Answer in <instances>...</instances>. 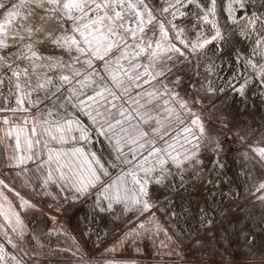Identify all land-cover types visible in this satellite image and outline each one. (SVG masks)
<instances>
[{"label": "snow or ice", "instance_id": "1", "mask_svg": "<svg viewBox=\"0 0 264 264\" xmlns=\"http://www.w3.org/2000/svg\"><path fill=\"white\" fill-rule=\"evenodd\" d=\"M217 5L218 0H9L7 4L0 0V96L4 100L14 96L12 104L0 101V113H32L31 119L26 116L22 122L0 115V143L14 141L7 156L8 167L20 168L16 173L20 176L25 171L21 166L32 161L38 171L42 170L43 187L59 189L54 198L63 194V200L75 201L94 191L100 211H119L121 216L131 212L138 223L125 239L131 237L134 242L138 236L151 235L153 228L161 231L154 222L153 209L161 210L155 192L163 189L167 193L163 209L174 216L171 193L187 190L185 174L196 176L202 170V152L212 149L218 156L221 150L197 110L204 84L200 83L196 95H182L178 90L180 77L174 71L177 64L191 63L195 58L199 69L204 57L207 70L213 72L219 67L213 56L224 52L230 43L226 25L231 22L239 36L255 37L253 54L246 58L235 50L230 63L240 65L243 71L219 87H212L214 82L205 78L207 91L227 88L245 97L250 80L264 87V12L237 15L234 6L245 9V0H227V20L222 25ZM184 17L194 18V40H189L186 28L176 23ZM209 45L214 47L209 49ZM256 55L261 59H255ZM86 89H91V94ZM69 104L87 115L94 128L70 115ZM93 133L107 140V158L76 146L81 141L92 144ZM68 143L72 144L70 150L62 147ZM252 151L264 164V147ZM213 163L224 167L219 159ZM25 179L30 182L31 178ZM253 188L251 194L264 203V179L258 184L253 181ZM3 189H15L0 179V197L11 208ZM20 199L21 208L36 207ZM213 211L200 210L195 231L203 227L215 240ZM13 215L20 225L19 213ZM248 219L264 229V214L258 221L251 215ZM240 234H244L242 230ZM221 239L230 243L227 235ZM245 241L254 244L251 231ZM8 243L17 247L10 239ZM200 244L197 239L193 246ZM78 252L79 248L73 254ZM168 254L183 258L177 248H170ZM8 260L21 264L0 245V264Z\"/></svg>", "mask_w": 264, "mask_h": 264}, {"label": "rangeland", "instance_id": "2", "mask_svg": "<svg viewBox=\"0 0 264 264\" xmlns=\"http://www.w3.org/2000/svg\"><path fill=\"white\" fill-rule=\"evenodd\" d=\"M3 2L7 4L9 0H3ZM262 5L264 0H245V9H239L238 5L234 7L237 8V15L243 11L259 14L264 12ZM226 9L227 0H218L217 10L222 25L227 20ZM193 19L184 17L176 21L177 24L186 28L185 35L189 40H194L197 35L195 28L192 27ZM204 27L209 26L204 25ZM235 27L231 22H227L226 31H228L230 43L224 52L213 56L217 65L230 56H235V50L243 53L245 51L243 37L233 31ZM213 47L214 45L208 46L209 49ZM56 54L61 55L59 51ZM252 54L253 50L248 56ZM63 55L67 58L66 54ZM209 55L212 53L210 52ZM259 59L261 58L258 55L257 60ZM196 64L195 58L191 63L185 61L183 64H177L174 71L181 81L178 90L182 95L187 93L194 96L200 83L204 84V89L200 90L202 103L197 105V110L209 134L219 141L221 150L218 156L212 149L202 152L204 160L202 170L196 176L185 174L187 190H182L180 193L172 192L170 198L173 201L172 209L175 206L178 207L179 211L175 212L181 215L196 213L198 206L205 211L214 210L210 212V215L216 220L212 226L215 240L203 227L198 233L184 235L179 229L178 221L183 225L193 224L182 218L178 220L175 215L169 216L164 211L163 205L167 204V200L163 197L167 193L163 189L155 192V196L160 197L161 210L153 209L154 222L161 226V231L156 232L153 228L151 235L138 236L134 242L131 237L125 239L129 229L138 223L131 212L121 216L119 211L115 213L100 211L94 191L91 195L81 196L75 201L63 200V194L60 198H54L59 189L54 185H49L47 189L43 187L42 170L38 171L35 163L28 161L26 165H22L25 171L20 176L16 175L20 172V168L8 167L7 156L14 149V141H6L0 143V160H3V166H0V179H3L15 191L8 192L7 189H3L4 195L11 202V208L8 202L0 197V245H3L5 252L15 256L21 264H88L89 261L91 264H264V229L256 227L248 219L251 215L258 221L264 214V211L255 209L258 204H256L255 196L251 194L254 191L253 181L258 184L264 179V164L258 162V157H255L252 151L253 148L264 147V87L259 81L251 80L256 94L251 96L249 94L251 90L249 89L248 92L246 89L245 97L227 88L223 92L207 91L209 85L205 82V78L214 82L212 87L223 86L219 82V67L209 72L208 61L204 57H201L199 61V69L196 68ZM254 76L255 74L253 79ZM192 85H196V88ZM85 91L91 94V89ZM11 97L14 99V96ZM244 99L262 105L260 114L253 115L245 109L242 106ZM68 111L86 126L94 128L90 118L72 108L71 104ZM32 112L36 110L33 109ZM36 114L39 115V113ZM0 115L22 122L26 116L31 119L32 113L17 111L16 113L4 112ZM76 135L79 133L77 132ZM93 137L92 144L81 141L76 146H83L86 151H95L107 158L110 151L107 140L95 133ZM100 141L103 143L101 144ZM55 147H61V145H55ZM62 147L70 150L72 144H64ZM249 157L255 158L249 159ZM215 159L223 161L224 167L215 165L213 163ZM248 173L251 174V178L247 175ZM25 177H30V182ZM112 178L115 179V176ZM37 186L40 187L37 188ZM46 191L52 192L53 195H46ZM220 191L225 194L224 199L221 198ZM17 192L19 196L15 194ZM210 193H212V205L218 208L208 204L206 197ZM20 197L36 207L21 208ZM178 203L180 207L177 206ZM116 207L119 208V206ZM13 212L19 213L22 222L20 225L16 224ZM5 215L8 217L7 220ZM129 217H132L131 222H128ZM30 222L33 225H30ZM241 230L243 235L240 234ZM249 231L254 236V244L241 251L242 237L244 238ZM225 235L230 239L229 244L221 239ZM169 236L172 240L168 239ZM9 239L17 247L8 243ZM197 239L201 241V244L194 247V241ZM180 241H183V244H180ZM77 248L79 252L74 255L73 252ZM170 248H177L183 254V258L169 255ZM7 264H15V261L8 260Z\"/></svg>", "mask_w": 264, "mask_h": 264}, {"label": "bare ground", "instance_id": "3", "mask_svg": "<svg viewBox=\"0 0 264 264\" xmlns=\"http://www.w3.org/2000/svg\"><path fill=\"white\" fill-rule=\"evenodd\" d=\"M255 37L253 36L252 39H244L243 38V42L245 43V51H244V55L245 57L247 58L248 57V54L252 52L253 50V39ZM242 39V38H241ZM252 56V55H251ZM258 58V55H256L255 59ZM235 59V56H230L228 59H226L225 61H223L222 63H220L218 66V77H219V82L222 84V85H225V81L226 80H230L232 78V76L236 75L238 72H242L243 69L240 67V65L238 64H235V63H230L232 61H234ZM209 85V84H208ZM249 89L251 90V92H249ZM249 94L251 96H253L254 94H256V90L255 88L253 87V84H251V80H250V83H249V86L247 88ZM4 93L5 95L7 94V89L5 88L4 89ZM264 98V97H263ZM0 99L1 101H3L5 104H12L13 103V98L10 96L7 100H4V97L3 96H0ZM243 99V98H242ZM242 106L247 109L251 114L253 115H258L260 114L261 112V106L262 105H257L249 100H243V103H242ZM253 119V118H252ZM220 196L222 199L225 198V194L220 191ZM211 196H212V193H210L209 196L206 197L207 201H208V204L210 206H212L213 208L216 207V205H212V202H211ZM197 204V203H196ZM188 205V204H187ZM198 205V204H197ZM177 206H179V203L177 204ZM203 206V205H202ZM180 207V206H179ZM189 207V206H188ZM185 208V207H184ZM218 208V207H216ZM173 209L175 211H179L178 210V207H173ZM201 206H198L196 207V210L197 212L196 213H190V215H181L179 212H175V218H182V219H185V220H188L190 221L193 225L191 226H188V225H183L181 224L178 220V226H179V229L181 230V232L185 235H188L190 233H194L196 232V228L199 226V220H200V216H201ZM181 210H182V207H181ZM205 210V209H204ZM199 211V213H198ZM220 211V210H219ZM91 216V215H90ZM92 217V216H91ZM37 224V223H36ZM30 225H33L32 222H30ZM36 227V226H35ZM202 227H200V230H201ZM199 230V231H200ZM249 248V244L246 243L245 241V237L243 238L242 237V240H241V245H240V250L243 251V250H246Z\"/></svg>", "mask_w": 264, "mask_h": 264}, {"label": "crops", "instance_id": "4", "mask_svg": "<svg viewBox=\"0 0 264 264\" xmlns=\"http://www.w3.org/2000/svg\"><path fill=\"white\" fill-rule=\"evenodd\" d=\"M257 201L258 200H256V204H258V206H257V208L255 207V209L257 210L258 209V211H264V204L263 203H261L260 201H258V203H257Z\"/></svg>", "mask_w": 264, "mask_h": 264}]
</instances>
